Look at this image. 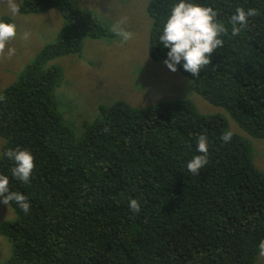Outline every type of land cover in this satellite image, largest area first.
I'll list each match as a JSON object with an SVG mask.
<instances>
[{"label":"trees","instance_id":"obj_1","mask_svg":"<svg viewBox=\"0 0 264 264\" xmlns=\"http://www.w3.org/2000/svg\"><path fill=\"white\" fill-rule=\"evenodd\" d=\"M179 0H151L149 54L164 62L159 41ZM218 11L227 35L211 64L192 77L194 91L222 108L250 138L264 140V0H191ZM20 14L56 10L64 25L18 80L0 92V174L25 195L30 211L8 204L14 219L0 223L9 251L2 264H256L264 240V172L250 139L230 132L220 115L199 114L185 99L132 107H100L77 137L58 111L61 69L49 63L80 54L84 39L109 37L91 13L71 0H23ZM237 7L259 15L238 36L230 17ZM0 21L10 23L1 17ZM80 57V56H79ZM199 135L208 138V163L187 170ZM35 157L28 182L12 175L8 149ZM253 157V161H252ZM136 199L140 211L132 212Z\"/></svg>","mask_w":264,"mask_h":264},{"label":"rangeland","instance_id":"obj_2","mask_svg":"<svg viewBox=\"0 0 264 264\" xmlns=\"http://www.w3.org/2000/svg\"><path fill=\"white\" fill-rule=\"evenodd\" d=\"M22 1L17 0L19 5ZM71 1L86 13H91L112 34L96 40L84 39L81 55L59 57L49 63L61 69V82L55 90L58 111L77 137L83 133V125L91 124L99 116L100 107H110L117 101L132 107L148 108L185 99L199 114L220 115L226 119L231 133L250 139L257 169L264 172V140L250 138L227 112L198 95L192 81L178 70L172 72L164 62L151 59L148 45L152 20L147 13L151 0ZM1 17L16 25L17 36L8 45L16 49L15 54L10 58L0 57V92L18 80L24 68L45 45L57 41L64 25L61 15L54 9L41 14L13 15L4 0H0ZM125 17L126 23L121 27L133 33V38L127 42L113 31L117 22ZM25 33H28L27 38ZM2 142L0 138V157ZM12 219L11 208L0 203V223ZM8 251L9 245L0 235V264ZM256 264H264V256L260 252Z\"/></svg>","mask_w":264,"mask_h":264},{"label":"clouds","instance_id":"obj_3","mask_svg":"<svg viewBox=\"0 0 264 264\" xmlns=\"http://www.w3.org/2000/svg\"><path fill=\"white\" fill-rule=\"evenodd\" d=\"M9 11L16 15L20 12L17 0H4ZM259 15L255 8L245 10L237 7L230 17L232 25V36H238L242 29L249 24V18ZM218 11L211 6H202L191 2V0H179L170 11L166 22L163 25L162 34L159 36L160 43L167 48V59L164 61L169 70L175 72L176 65L183 61L182 67L185 71L196 77L203 67L211 64V57L218 47H222L224 41L221 35H227L225 25L217 20ZM126 17L122 18L113 27V31L127 42L133 38V33L121 27L126 23ZM25 38L28 33H25ZM17 36L16 25L0 21V57L10 58L16 52L14 47H8L9 43ZM191 82V81H190ZM5 97L0 95V101ZM232 133L227 132L222 135L223 142L231 141ZM197 152L186 167L192 174H199L200 169L208 163V138L206 135H199L197 141ZM4 155L14 161L12 175L22 182H28L34 168L35 157L27 150L8 149ZM12 202L25 213L30 211V203L25 195L18 191H11L9 188V178L0 174V203L8 205ZM129 208L132 212L140 211V203L136 199L129 201ZM260 255L264 256V240L259 244Z\"/></svg>","mask_w":264,"mask_h":264}]
</instances>
